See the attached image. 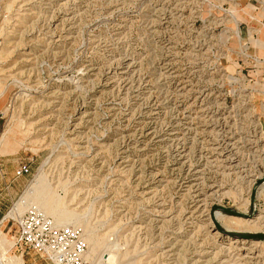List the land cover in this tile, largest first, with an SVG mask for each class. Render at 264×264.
Segmentation results:
<instances>
[{
	"label": "rangeland",
	"instance_id": "1",
	"mask_svg": "<svg viewBox=\"0 0 264 264\" xmlns=\"http://www.w3.org/2000/svg\"><path fill=\"white\" fill-rule=\"evenodd\" d=\"M30 185L90 264H264V0H0V264Z\"/></svg>",
	"mask_w": 264,
	"mask_h": 264
},
{
	"label": "built area",
	"instance_id": "2",
	"mask_svg": "<svg viewBox=\"0 0 264 264\" xmlns=\"http://www.w3.org/2000/svg\"><path fill=\"white\" fill-rule=\"evenodd\" d=\"M29 172L27 164L19 165L16 175ZM16 221L15 248L22 255L32 251L49 264H90L88 243L80 226H57L38 207L30 206Z\"/></svg>",
	"mask_w": 264,
	"mask_h": 264
},
{
	"label": "bare ground",
	"instance_id": "3",
	"mask_svg": "<svg viewBox=\"0 0 264 264\" xmlns=\"http://www.w3.org/2000/svg\"><path fill=\"white\" fill-rule=\"evenodd\" d=\"M34 191H35V185H30L22 193L20 199L17 201V203L15 205V208L14 209L12 208L13 210L11 209L12 211L8 215H14V216H17L19 218L27 210L26 208H28L30 206H34V205L30 204V202H29L30 200H32L31 197H32V193ZM42 196H40L39 199L35 198L34 201H37L41 205L42 209L46 213L52 214L53 216H55V219H56L57 218L56 216H59V213L62 212V210L59 209V206L62 203L61 198L52 196L54 198L53 199H50V198H48V196H47V198L44 197L45 195L43 197ZM27 204H29L28 207L26 206ZM216 215H217V218L219 220H223L224 214L222 212L218 211V212H216ZM18 218H15V220H17ZM226 227L228 228L227 225H226ZM12 246H14V241H12ZM87 257H88V255H87Z\"/></svg>",
	"mask_w": 264,
	"mask_h": 264
}]
</instances>
